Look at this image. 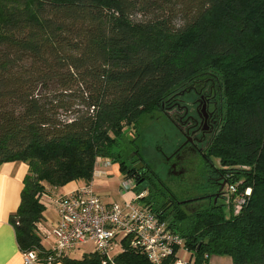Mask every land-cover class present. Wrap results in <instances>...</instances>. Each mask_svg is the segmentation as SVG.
<instances>
[{
	"label": "trees",
	"instance_id": "16d2710c",
	"mask_svg": "<svg viewBox=\"0 0 264 264\" xmlns=\"http://www.w3.org/2000/svg\"><path fill=\"white\" fill-rule=\"evenodd\" d=\"M207 94L218 127L179 141L181 172L131 159L133 141L114 150L141 116ZM175 114L165 116L187 142L178 116L190 113ZM96 158L145 192L138 203L182 239V264H264V0H0V165H27L9 219L20 249L45 264H152L130 235L109 257H73L38 230L46 185L90 182Z\"/></svg>",
	"mask_w": 264,
	"mask_h": 264
},
{
	"label": "built area",
	"instance_id": "2783aa9c",
	"mask_svg": "<svg viewBox=\"0 0 264 264\" xmlns=\"http://www.w3.org/2000/svg\"><path fill=\"white\" fill-rule=\"evenodd\" d=\"M93 178L104 174L109 167L108 159L95 161ZM92 178V179H93ZM124 189H133V179H125ZM233 192L234 187L227 188ZM145 193V192H144ZM140 193L138 196L144 195ZM249 194V189L246 191ZM44 194V193H43ZM137 195L126 203H107L95 192L92 180L76 187L69 193L57 196L54 205L58 220L45 240L57 256H62L83 244H91L102 256L109 257L122 236H131V245L143 250L152 264H159L163 257L172 252L174 246L182 249V239L166 228L147 208L137 201ZM237 201V200H236ZM240 201L234 205L239 209ZM51 239V241H50ZM185 251V250H184ZM24 264L39 263L35 250H22ZM178 257L175 264H182Z\"/></svg>",
	"mask_w": 264,
	"mask_h": 264
},
{
	"label": "rangeland",
	"instance_id": "374dc122",
	"mask_svg": "<svg viewBox=\"0 0 264 264\" xmlns=\"http://www.w3.org/2000/svg\"><path fill=\"white\" fill-rule=\"evenodd\" d=\"M190 98L187 97L185 102L192 99ZM182 105L183 104L177 102L175 107L173 106L171 108L168 107L169 108L167 110L168 113L157 112L154 114H145L141 116L139 122L136 124L137 126L136 128H130V126L125 127L124 138L119 140V147L114 148V150H119V149L121 150L130 141H133L135 142V144H137L140 147L139 150L140 153L136 152L135 154L131 155L130 156L131 159H134V157L136 156L139 158V156L142 155V157L146 159L159 174L161 173L163 176L170 175L173 171H175V169H173L172 167L173 161L172 160L167 161V157H171V155L176 149L175 146L179 143V141H185V139L183 140V137L180 135L179 131H176L174 129V126L170 125L165 114L172 115V112H174L176 113V115H178V113H181ZM158 146H160V150H158L157 148ZM98 159L99 158H96V160ZM129 161L132 160L129 159ZM100 167L101 164L100 166L94 168L100 169ZM104 170H105L104 175L99 177H94L93 179H91L95 192L103 199L104 202L115 201L118 199L119 196L122 197L125 194L128 195V198L137 195V192L134 189L126 190L123 188L126 180L123 179V177L120 174L114 172V165L110 166L107 169L104 168ZM71 182H75V181H71ZM77 183H79L80 185L84 184L83 182H77ZM46 188L47 190L53 189L47 185ZM58 189L62 190V186L59 187ZM66 193L67 192L61 193V191L58 193H53L52 196L48 200H46V209H45L46 217L40 220L38 223L41 225V227L44 228V230L47 233H51L53 229L52 227L55 225V222L57 220V209L54 205V199L57 196ZM48 195L51 194L49 193ZM118 244L114 247V250L111 254L117 252ZM91 248H93V246L90 243L83 244L80 247H78L76 250L71 251L70 254L73 257H78L83 252ZM179 256L183 260H187L189 258V254L184 250H180ZM218 257L225 263L231 262V258L228 256H218Z\"/></svg>",
	"mask_w": 264,
	"mask_h": 264
},
{
	"label": "crops",
	"instance_id": "0c3cea01",
	"mask_svg": "<svg viewBox=\"0 0 264 264\" xmlns=\"http://www.w3.org/2000/svg\"><path fill=\"white\" fill-rule=\"evenodd\" d=\"M113 165H114V172L120 174L118 170V166L112 163L110 166ZM109 167H106V169ZM26 172H27V165L24 162L13 161V162H5L0 165V264H24L22 250L20 249L17 243L14 227L9 219H10V215L13 214L19 206L20 194L23 187V179ZM78 186H80L79 183L71 182L62 186V190L58 188L48 189L47 193L41 195L40 201L46 209V200H48L53 193H58L60 191L61 193L63 192L69 193ZM49 193L51 195H48ZM131 199L132 196L128 198V195L125 194L122 197L119 196L117 200L109 201L107 203H117V202L126 203V201H129ZM45 209L43 211L42 219L46 217ZM57 220H58V214H57ZM57 220L55 224L57 223ZM36 226L38 229L44 231V233L47 234V232L44 230L43 227H41L39 223H37ZM47 241L46 243L49 244ZM37 264H45V263H37ZM52 264H63V263L55 262Z\"/></svg>",
	"mask_w": 264,
	"mask_h": 264
},
{
	"label": "flooded vegetation",
	"instance_id": "af4514ba",
	"mask_svg": "<svg viewBox=\"0 0 264 264\" xmlns=\"http://www.w3.org/2000/svg\"><path fill=\"white\" fill-rule=\"evenodd\" d=\"M185 110V113L188 112L190 121L184 122L181 117L178 115V119L185 125L187 123V131L185 135L187 136V142L183 141L182 145L189 143L191 144H200L209 139L214 135L217 130L219 118H220V108L216 99H213L210 95H200L196 100H189L185 102L182 107ZM184 128V126L182 125ZM181 152L175 150L171 157H167V161H173L172 167L175 169L172 173L181 172L182 169H179L177 166L178 160L182 158ZM179 152V153H178ZM171 173V174H172Z\"/></svg>",
	"mask_w": 264,
	"mask_h": 264
}]
</instances>
